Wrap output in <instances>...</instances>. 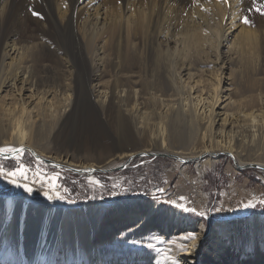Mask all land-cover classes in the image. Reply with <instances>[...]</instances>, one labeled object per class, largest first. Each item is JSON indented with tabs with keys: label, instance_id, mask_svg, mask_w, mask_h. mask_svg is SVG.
Instances as JSON below:
<instances>
[{
	"label": "bare ground",
	"instance_id": "6f19581e",
	"mask_svg": "<svg viewBox=\"0 0 264 264\" xmlns=\"http://www.w3.org/2000/svg\"><path fill=\"white\" fill-rule=\"evenodd\" d=\"M257 3L264 0H0V157L31 148L49 153V165L93 173L102 166L80 164L74 153L49 147L72 136L57 125L89 116L91 103L96 123L118 116L148 144L111 148L81 138L90 157V149L103 158L121 151L119 159L149 152L203 169L227 153L239 168L264 169V68L257 66L264 20L257 29L250 26ZM235 58L243 60L238 68ZM226 72L233 94L222 86ZM250 144L259 148L256 156L242 158ZM127 203L131 211L105 220L104 212L123 202L59 205L0 195V263L264 264L257 248L237 262L222 223L197 257L202 222L176 233L174 221L154 223L158 202ZM161 226L175 233L165 236ZM211 254L217 261L208 260Z\"/></svg>",
	"mask_w": 264,
	"mask_h": 264
},
{
	"label": "rangeland",
	"instance_id": "374dc122",
	"mask_svg": "<svg viewBox=\"0 0 264 264\" xmlns=\"http://www.w3.org/2000/svg\"><path fill=\"white\" fill-rule=\"evenodd\" d=\"M252 11L251 24L253 26L251 24L250 26L257 29L260 20H264V5L257 3ZM259 50L263 56H260L257 66L264 68V52L261 49ZM233 52L234 49L227 50L224 56L232 55ZM45 62L50 65L54 63L52 60H46ZM242 62L243 60L238 62L235 58L232 65L238 68L239 65H242ZM204 66H213V63L210 62ZM227 72L222 86L225 89H230L228 91L233 94L234 86L229 85L231 80H228ZM103 79L106 80L108 77ZM3 94H7L6 91ZM73 94L72 97H74ZM27 95H29L28 92L24 93V97ZM6 97L9 101L18 99V96L7 95ZM91 106V103H87L86 107H89L86 108L89 114L88 117L86 115H74L70 121H67V126L57 125L58 132L72 136L65 141L50 143L49 147L55 152L64 153L67 150L72 154L74 153L76 156L75 162L80 164L92 163L103 168L96 167L98 171L93 173L86 171L77 173L71 171L77 168L68 167L71 170L66 169V167L57 168L37 160L28 149H25L18 157H0V195H28L33 200H50V202H56L59 205L101 202L114 206L123 202L118 208L116 206L115 209L108 207L107 209L110 208L111 210L104 212V214H107L105 220L114 217L118 210L131 211V209L129 210L130 206L127 205L130 200L139 198L145 201H154L159 204L158 209L155 210L156 214H153L154 223L166 224L174 221L178 224L176 233L186 232L193 220L194 223L202 222L204 234L199 238V245L195 251L197 257H203L209 243L212 242L210 239L211 230L219 223L224 226L221 233L224 235V240L228 242L231 250L234 251L233 253L237 254L234 255V257H237V262H241L240 257L242 256H250L253 253L252 251H256V248L264 253V169L257 167L239 168L233 157L227 153L216 158L213 157L215 161L212 164L209 162L210 165L207 163L209 160H205L207 162H205L203 169L199 168L198 163L195 161L182 163L175 157L162 154L152 155L149 152L145 155L136 154L130 159H119L116 157L121 151H114L111 156L103 158V154H98L95 150L90 149L88 151L95 153L90 154L93 155V157H90L85 155L87 153L83 151L84 147L87 148L90 145L81 141V138H85L90 143L92 142L91 144L100 142L111 148L126 143V145L135 144L134 148L143 149L144 147L147 148L148 144V142L140 143L145 141L144 138L133 129L128 128L127 124L121 121L118 116H114L109 121L96 123L97 120H95ZM129 132L132 134H128ZM258 149L252 144L248 145L246 150H243L244 155H242V158L256 156L255 150ZM48 155L49 153L46 152L43 157ZM110 163L113 164L108 165ZM181 167L185 168L184 172H181ZM13 172L16 173L14 176L11 175ZM21 172L24 175H21ZM186 174H190L196 179L200 177L199 181L205 196H200L203 192L199 188L193 189L189 186ZM55 176L58 178L56 177V182L53 180V186H55V191H53L46 181ZM13 179L19 185L27 183L33 188V192L27 193L23 187L12 184L10 181ZM160 185H166L165 192L157 193L155 191V188ZM173 186L178 189L177 192L181 195L180 200H174L173 193H166L173 192ZM253 190L257 191L256 199L253 198ZM46 191L54 198L49 199L46 197L44 195ZM57 191L64 199L55 198ZM209 194H211L210 198H208ZM246 205L252 206L246 207ZM157 227L153 226L152 228L156 229ZM162 228L163 226L159 230ZM173 233L175 231L165 232L162 229V234L165 236ZM70 246L74 248L73 244H70ZM152 248L154 247H146L144 251L150 249L154 254L159 252ZM64 252L65 250L60 251V254H64ZM247 252L250 253L247 254ZM70 255L73 258L75 252L70 253ZM77 257H79L78 254L75 259ZM71 258L69 257V259ZM207 258L208 260L213 259V262L217 261L214 260L215 256L212 254ZM253 263L251 261L248 264ZM2 264L8 263L3 262ZM198 264H204V261L198 262Z\"/></svg>",
	"mask_w": 264,
	"mask_h": 264
},
{
	"label": "built area",
	"instance_id": "2783aa9c",
	"mask_svg": "<svg viewBox=\"0 0 264 264\" xmlns=\"http://www.w3.org/2000/svg\"><path fill=\"white\" fill-rule=\"evenodd\" d=\"M183 170L185 171V168L184 167L182 168V171L181 172H184ZM186 176H187V180L189 181V186H191V188H193V189L199 188L203 192V194H200V196L201 197L205 196L204 191L202 190L201 184H200V181H199V178L200 177L198 179H196L193 176H191L190 174H186ZM167 185H169V184H167ZM173 190H174L173 192H166V193H173V199L174 200H180V196L181 195L178 194V192H177L178 189H176L174 187ZM155 191H157V193H163V192H165L166 191V185H160V186H158L157 188H155ZM205 193H207V192H205ZM196 195H198V194H196ZM252 195H253V198L256 199V197H257V191L256 190H253L252 191ZM210 196H211V194H209V197L208 198H210Z\"/></svg>",
	"mask_w": 264,
	"mask_h": 264
},
{
	"label": "snow or ice",
	"instance_id": "6c2138e0",
	"mask_svg": "<svg viewBox=\"0 0 264 264\" xmlns=\"http://www.w3.org/2000/svg\"><path fill=\"white\" fill-rule=\"evenodd\" d=\"M259 11V9H257ZM35 15H40L39 13H34ZM245 22L247 23L248 21L245 19ZM16 173L13 172L11 173V175H15ZM21 175H24L23 172L20 173ZM56 177H53L51 180H47L46 182L48 183L49 187L55 191V186H53V180H55ZM12 184H16L18 187H23V189L27 192V193H32L33 192V188L31 186H29L27 183L24 184V185H19L17 184V181L15 179L11 180L10 181ZM44 195L46 197H48L49 199H53L54 197L52 195H50V193L48 191L44 192ZM55 198H60V199H64V197L62 195H60V193L57 191L55 193ZM252 205H246V207H251ZM187 210V209H185ZM195 237L194 236H189L187 237V239H194Z\"/></svg>",
	"mask_w": 264,
	"mask_h": 264
},
{
	"label": "water",
	"instance_id": "95a60500",
	"mask_svg": "<svg viewBox=\"0 0 264 264\" xmlns=\"http://www.w3.org/2000/svg\"><path fill=\"white\" fill-rule=\"evenodd\" d=\"M28 150L35 156V158L37 159V160H40V161H42V162H45V163H47V164H49V163H51V160L50 159H48V158H46V157H43V156H41V155H38L37 153H35V151L34 150H32L31 148H28ZM156 155H158V154H156ZM161 155V154H160ZM163 155V154H162ZM175 158H177L176 156H174ZM178 159H180V158H178ZM234 159V158H233ZM234 161H235V159H234ZM235 163H236V161H235ZM56 166V165H55ZM257 168H260V167H258V166H256ZM57 168H59L58 166H57ZM66 169H69V170H71V168H68V167H66ZM71 171H73V172H77V173H82V172H80V171H76V170H71ZM89 171V170H88ZM95 171H98V170H93V172H95ZM89 172H92V171H89Z\"/></svg>",
	"mask_w": 264,
	"mask_h": 264
},
{
	"label": "trees",
	"instance_id": "16d2710c",
	"mask_svg": "<svg viewBox=\"0 0 264 264\" xmlns=\"http://www.w3.org/2000/svg\"><path fill=\"white\" fill-rule=\"evenodd\" d=\"M76 200H78V199H76Z\"/></svg>",
	"mask_w": 264,
	"mask_h": 264
}]
</instances>
